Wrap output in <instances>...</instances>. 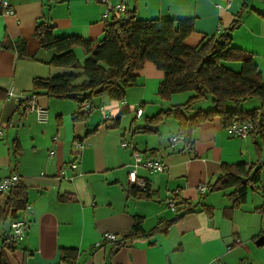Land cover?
I'll return each instance as SVG.
<instances>
[{
  "label": "crops",
  "instance_id": "obj_1",
  "mask_svg": "<svg viewBox=\"0 0 264 264\" xmlns=\"http://www.w3.org/2000/svg\"><path fill=\"white\" fill-rule=\"evenodd\" d=\"M8 1L11 12L0 10V178L16 174L27 189V206L18 218L26 224L24 237L13 249L3 247L9 263L58 264L59 251L72 249L77 252L73 264H264V244H256L264 235V135L233 137L213 116L192 131L190 149L182 142L171 147L177 120L169 116L173 121L153 129L147 119L184 103L186 94L161 97L163 71L149 60L137 70L122 100L95 97L84 116L76 115L80 109L75 99L37 95L47 110L46 120L37 121L22 101L7 97V90L27 95L33 93L34 78L76 70L48 64L55 51L40 46L36 26L46 22L57 37L76 35L95 42L104 32V5L97 0ZM109 2L134 8L140 19L193 18V32L186 39L190 45L227 30L241 12L230 32L232 45L252 55L264 81V0ZM73 51L80 62L85 58L80 46ZM226 106L231 108L230 103ZM259 106V100L250 98L239 107L248 111ZM210 108L201 102L190 114ZM74 141L82 146L74 147ZM123 142L164 163L160 171L138 168L148 198L129 194L132 148ZM239 164L259 167V179L244 202L233 206L228 196L233 187L213 185L222 166ZM199 185L206 187L204 193ZM172 194L192 211L164 233L138 236L115 252L103 240L106 233L123 235L138 221L148 232L159 220H171L175 213L167 199ZM7 195L0 193V204ZM10 225L0 222V246Z\"/></svg>",
  "mask_w": 264,
  "mask_h": 264
},
{
  "label": "trees",
  "instance_id": "obj_2",
  "mask_svg": "<svg viewBox=\"0 0 264 264\" xmlns=\"http://www.w3.org/2000/svg\"><path fill=\"white\" fill-rule=\"evenodd\" d=\"M240 18L241 12L230 28L217 34L205 35L196 45L186 42L193 32V18L140 19L134 8L111 13L105 21L103 36L95 42L83 40L76 35L57 37L52 25L41 22L35 30L40 46L55 51L48 64L76 71L48 78H34L32 92L36 96L42 94L75 99L80 109L76 115L84 116L92 107L95 97L106 95L114 100H122L125 89L135 83L137 70L149 60L163 71L158 87L161 97L169 98L173 93L191 92L184 103L148 118L147 123L153 129L156 124L172 116L178 122L177 134L181 135L182 143L191 144L192 131L200 123L217 116L225 127L233 122L249 121L252 125L249 134L262 136L264 81L252 55L232 45L230 32L238 26ZM75 46H80L85 53L81 62L74 54ZM17 48L23 51L22 43H18ZM229 63H237L238 71L228 67ZM250 98L259 100L260 106L248 111L241 110L240 104ZM205 101L211 104L210 109L190 114L195 104ZM227 103L231 104L230 109ZM258 171L259 167L253 165L248 169L242 164L224 165L213 187H233L228 196L233 206H238L244 202L247 190L254 188L259 179ZM129 194L138 198L149 197L147 186L143 189L131 187ZM171 199L176 206L171 220H159L148 232L143 231L139 221L134 223L128 232L111 242L113 251L126 246L138 236L164 233L176 219L192 211L187 207L188 204L178 200L177 194H172ZM26 206L27 189L19 181L8 191L5 202L0 204V222L11 223L18 219L19 213ZM15 243V240L4 235L0 246V264H10L3 247L13 249ZM59 252L58 264H73L76 260L75 250L61 249Z\"/></svg>",
  "mask_w": 264,
  "mask_h": 264
},
{
  "label": "built area",
  "instance_id": "obj_3",
  "mask_svg": "<svg viewBox=\"0 0 264 264\" xmlns=\"http://www.w3.org/2000/svg\"><path fill=\"white\" fill-rule=\"evenodd\" d=\"M104 5V10L102 12V19L106 21L110 14L113 12H123L125 11V6L123 4H110L109 0H97ZM0 10L3 12H11L10 3L8 0H0ZM7 97H13L18 101H22L24 104L25 112L35 113L37 121H45L47 110L45 107L38 104L36 95L34 93H29L27 95H22L20 92L16 93L13 89H9L6 92ZM251 123L246 122H233L226 127L229 135L237 138H246L251 130ZM4 129L0 124V139L3 137ZM178 142H183L181 135L175 133L170 136L169 143L171 147H175ZM191 144H184L186 150L190 149ZM82 146L81 142L74 141V147L79 148ZM122 146L132 148V163L131 168L128 171V183L130 187H135L138 189H143L145 187V181L139 179L137 175L138 168H143L148 171H160L164 169V163L159 157L144 156L139 150L131 146L130 144L123 142ZM52 154V152H50ZM74 166V165H73ZM19 182V177L16 174L0 178V193L8 192L13 186ZM206 187L204 185H199L198 190L200 193L205 192ZM168 208L172 211H176V206L171 199V195L167 199ZM10 231L8 237L19 241L24 237V232L26 229V224L21 219H16L11 222ZM117 239V235L112 233H106L103 235V240L113 242Z\"/></svg>",
  "mask_w": 264,
  "mask_h": 264
},
{
  "label": "rangeland",
  "instance_id": "obj_4",
  "mask_svg": "<svg viewBox=\"0 0 264 264\" xmlns=\"http://www.w3.org/2000/svg\"><path fill=\"white\" fill-rule=\"evenodd\" d=\"M228 65V67H230V68H232V69H234V70H236V71H238V69H239V65L237 64V63H229V64H227ZM82 79H83V77H81ZM182 93H185L186 94V96L184 97V100H186L188 97H189V95H191V92H189V91H187V92H182ZM179 95H182V94H180V93H178ZM168 121H173V120H167L166 119V121L162 124L161 123V126H163V125H165V123H167Z\"/></svg>",
  "mask_w": 264,
  "mask_h": 264
},
{
  "label": "water",
  "instance_id": "obj_5",
  "mask_svg": "<svg viewBox=\"0 0 264 264\" xmlns=\"http://www.w3.org/2000/svg\"><path fill=\"white\" fill-rule=\"evenodd\" d=\"M256 244H264V235L260 236V237L256 240Z\"/></svg>",
  "mask_w": 264,
  "mask_h": 264
}]
</instances>
